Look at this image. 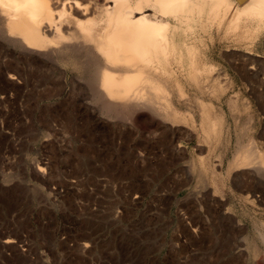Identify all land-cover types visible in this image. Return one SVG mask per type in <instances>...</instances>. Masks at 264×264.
Returning a JSON list of instances; mask_svg holds the SVG:
<instances>
[{
  "label": "rangeland",
  "instance_id": "374dc122",
  "mask_svg": "<svg viewBox=\"0 0 264 264\" xmlns=\"http://www.w3.org/2000/svg\"><path fill=\"white\" fill-rule=\"evenodd\" d=\"M251 3L169 15L177 59L194 47L200 64L193 83L186 57L173 71L153 58L180 122L150 102L114 108L72 58L0 45V264H264V16ZM200 101L214 104L210 134ZM251 147L259 162L230 166Z\"/></svg>",
  "mask_w": 264,
  "mask_h": 264
},
{
  "label": "bare ground",
  "instance_id": "6f19581e",
  "mask_svg": "<svg viewBox=\"0 0 264 264\" xmlns=\"http://www.w3.org/2000/svg\"><path fill=\"white\" fill-rule=\"evenodd\" d=\"M189 1L171 0L169 11H159L153 0H0V45L18 48L22 55L32 59L72 58V69L88 75V90H97L99 97L107 99L109 105L150 102L162 107L161 114L168 116L167 120L180 122L186 115L169 95L172 92L167 85L171 74L167 76L165 66L164 72H156L155 67L160 70L162 67L153 58L160 56L162 61V55L169 69L175 68L172 65L177 56L172 46L176 42V32L171 30V25L169 27L168 17L171 14L185 16L194 5L188 6ZM251 2L253 10L264 16V0ZM220 7L216 6L218 15L221 14ZM194 49L189 47L190 56H184L183 51L180 56L182 61L183 57L187 59L181 65L191 72L193 83L199 81L200 68ZM90 62L95 63L96 69L94 65L89 68ZM193 83L189 84L193 86ZM178 90L181 97L188 94L183 85L178 86ZM211 103L200 104L203 120L211 122L208 134L216 127L214 104ZM252 148L246 153L239 152L230 166L250 167L258 159L253 157ZM259 159L262 164L257 165V172L263 175L264 157ZM5 242L11 243L13 239L7 238Z\"/></svg>",
  "mask_w": 264,
  "mask_h": 264
}]
</instances>
